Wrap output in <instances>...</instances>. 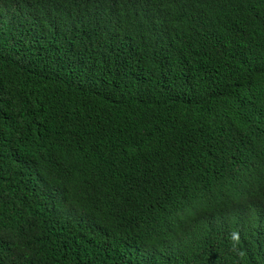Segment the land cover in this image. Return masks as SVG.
<instances>
[{
	"label": "trees",
	"instance_id": "trees-1",
	"mask_svg": "<svg viewBox=\"0 0 264 264\" xmlns=\"http://www.w3.org/2000/svg\"><path fill=\"white\" fill-rule=\"evenodd\" d=\"M0 264H264V0H0Z\"/></svg>",
	"mask_w": 264,
	"mask_h": 264
},
{
	"label": "clouds",
	"instance_id": "clouds-1",
	"mask_svg": "<svg viewBox=\"0 0 264 264\" xmlns=\"http://www.w3.org/2000/svg\"><path fill=\"white\" fill-rule=\"evenodd\" d=\"M232 236H233L234 239H238V233L234 232V233H232Z\"/></svg>",
	"mask_w": 264,
	"mask_h": 264
}]
</instances>
